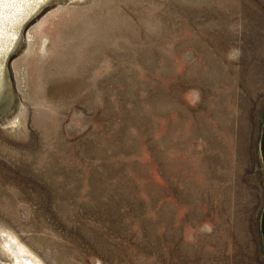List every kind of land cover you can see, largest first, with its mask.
<instances>
[{"label": "rangeland", "instance_id": "374dc122", "mask_svg": "<svg viewBox=\"0 0 264 264\" xmlns=\"http://www.w3.org/2000/svg\"><path fill=\"white\" fill-rule=\"evenodd\" d=\"M14 29L0 239L40 264H264V0H43Z\"/></svg>", "mask_w": 264, "mask_h": 264}, {"label": "bare ground", "instance_id": "6f19581e", "mask_svg": "<svg viewBox=\"0 0 264 264\" xmlns=\"http://www.w3.org/2000/svg\"><path fill=\"white\" fill-rule=\"evenodd\" d=\"M38 1L43 0H0V55L2 52L7 53L17 39V29H14V24L20 25L26 8ZM1 67L0 62V77ZM7 234L5 233L6 236ZM11 236L10 239H7L8 237L0 239L3 240L0 242V255L4 257L3 259L9 260L6 263L1 258L0 264H40L39 260L34 258V254L32 256L27 248L17 241V238Z\"/></svg>", "mask_w": 264, "mask_h": 264}, {"label": "water", "instance_id": "95a60500", "mask_svg": "<svg viewBox=\"0 0 264 264\" xmlns=\"http://www.w3.org/2000/svg\"><path fill=\"white\" fill-rule=\"evenodd\" d=\"M258 152H259L260 162L263 170V179H264V126L262 127L259 137ZM259 232L261 236L262 249L264 252V203L261 209V214L259 219Z\"/></svg>", "mask_w": 264, "mask_h": 264}]
</instances>
